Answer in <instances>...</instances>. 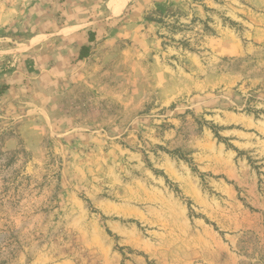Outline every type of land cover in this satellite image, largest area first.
<instances>
[{"label": "rangeland", "instance_id": "obj_1", "mask_svg": "<svg viewBox=\"0 0 264 264\" xmlns=\"http://www.w3.org/2000/svg\"><path fill=\"white\" fill-rule=\"evenodd\" d=\"M116 1L0 0V264H264V0Z\"/></svg>", "mask_w": 264, "mask_h": 264}, {"label": "trees", "instance_id": "obj_2", "mask_svg": "<svg viewBox=\"0 0 264 264\" xmlns=\"http://www.w3.org/2000/svg\"><path fill=\"white\" fill-rule=\"evenodd\" d=\"M89 39H90V41H93L94 40V33H91ZM88 56H89V47L86 46V45H82L81 48H80V50H79L78 59L79 60H82V59H84V58H86Z\"/></svg>", "mask_w": 264, "mask_h": 264}, {"label": "bare ground", "instance_id": "obj_3", "mask_svg": "<svg viewBox=\"0 0 264 264\" xmlns=\"http://www.w3.org/2000/svg\"><path fill=\"white\" fill-rule=\"evenodd\" d=\"M116 1V0H115ZM119 5L118 1H116V4H115V8L114 9H117V6Z\"/></svg>", "mask_w": 264, "mask_h": 264}]
</instances>
